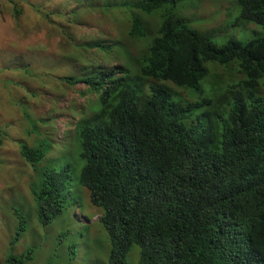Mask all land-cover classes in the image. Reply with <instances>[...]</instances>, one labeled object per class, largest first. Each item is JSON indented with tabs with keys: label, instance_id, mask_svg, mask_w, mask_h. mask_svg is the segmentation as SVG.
<instances>
[{
	"label": "trees",
	"instance_id": "trees-1",
	"mask_svg": "<svg viewBox=\"0 0 264 264\" xmlns=\"http://www.w3.org/2000/svg\"><path fill=\"white\" fill-rule=\"evenodd\" d=\"M177 1L123 2L161 13L134 70L60 76L92 92V112L75 121L71 163H44L46 136L17 142L33 171V206L11 207L15 226L0 264L31 259L32 247L15 251L22 238L30 243L29 218L34 212L44 227L67 215L81 203L79 187L101 212L103 264H131L132 249V264H264V0H238L239 35L223 40L191 28ZM129 22V36H145L137 15Z\"/></svg>",
	"mask_w": 264,
	"mask_h": 264
},
{
	"label": "rangeland",
	"instance_id": "rangeland-1",
	"mask_svg": "<svg viewBox=\"0 0 264 264\" xmlns=\"http://www.w3.org/2000/svg\"><path fill=\"white\" fill-rule=\"evenodd\" d=\"M124 1L0 0V263L15 226L11 207L27 211L33 206L28 192L33 171L20 157L17 142L32 145L46 136L54 145L52 158L60 163L73 159L65 135L72 146L73 123L92 112L87 109L94 104L92 92L81 82L70 86L60 76L78 77L112 66L134 70L135 58L155 34L161 13H143ZM239 9L238 0H178L176 5L191 28L220 37L217 40L238 37L232 23ZM132 14L140 18L144 37L129 36ZM97 41L108 51L91 46ZM30 119L37 122L34 131ZM77 193L82 195V190ZM84 207V213L72 211L76 219L71 223L60 215L44 227L36 225L33 212L26 232L30 243L22 244V238L16 253L21 245L36 251L25 264H103V236L93 228L83 232L85 224H78L91 222L97 229L98 210Z\"/></svg>",
	"mask_w": 264,
	"mask_h": 264
},
{
	"label": "clouds",
	"instance_id": "clouds-1",
	"mask_svg": "<svg viewBox=\"0 0 264 264\" xmlns=\"http://www.w3.org/2000/svg\"><path fill=\"white\" fill-rule=\"evenodd\" d=\"M74 124H75V122L73 123V125H72V131H73V127H74ZM65 137L67 138V141H68V144H69V146L72 148V146H71V144H70V142H69V138H68V136L67 135H65ZM49 141V140H48ZM50 142V141H49ZM51 143V142H50ZM51 149H54V145L53 144H51V146L49 147V150H48V153L46 154V156H45V158H44V163L46 164L50 159H55V158H52L51 156V154H52V150ZM72 158H74V156H73V154H72ZM66 160H69L70 161V163L73 161V159H66ZM58 163V161H56L54 164H57ZM78 189H81V187H79ZM82 190V195H81V193L79 194V202H81L78 206L76 205V206H74V207H72L69 211H67L68 212V214L67 215H65V216H63L67 221H68V223L71 221L70 219L71 218H73V219H76V217L73 215L72 216V211L73 210H77V211H81L82 213H84L85 211H86V208L84 207V205L85 204H87V205H89V206H91V207H93V208H95L96 210H98V214H99V216H98V218H97V221H98V227H97V229L95 228V226H93L92 224H91V222H86V221H80L81 222V224H85L87 227L86 228H93L94 230H96L97 232H99L102 236H103V241H105L106 242V240H108V235H107V232H106V230L103 228V226H102V224L100 223V220H99V218H100V214H101V212L99 211V209L96 207V206H94V205H92V203L90 202V200H89V204H88V198H89V195H88V192L86 191V190H84V189H81ZM75 192H77V190L75 191ZM32 198V197H31ZM85 228V229H86ZM104 243V242H103ZM107 245H108V243L106 242V245H105V247H103L102 246V250L103 249H105V252H104V259H106L107 258V255H106V248H107ZM134 253V255H132ZM136 256H137V253H136V250L135 249H132V250H130L129 252H128V256H127V258H128V260H129V262L132 264V262H135V259H136Z\"/></svg>",
	"mask_w": 264,
	"mask_h": 264
}]
</instances>
